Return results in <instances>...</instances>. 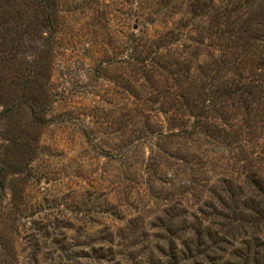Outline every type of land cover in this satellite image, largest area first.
Returning a JSON list of instances; mask_svg holds the SVG:
<instances>
[{
	"label": "rangeland",
	"instance_id": "1",
	"mask_svg": "<svg viewBox=\"0 0 264 264\" xmlns=\"http://www.w3.org/2000/svg\"><path fill=\"white\" fill-rule=\"evenodd\" d=\"M0 264H264V0H0Z\"/></svg>",
	"mask_w": 264,
	"mask_h": 264
}]
</instances>
